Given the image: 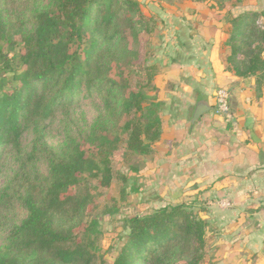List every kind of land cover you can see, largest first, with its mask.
<instances>
[{
  "label": "trees",
  "instance_id": "obj_1",
  "mask_svg": "<svg viewBox=\"0 0 264 264\" xmlns=\"http://www.w3.org/2000/svg\"><path fill=\"white\" fill-rule=\"evenodd\" d=\"M227 1L235 8L247 0ZM225 21V69L238 79L254 78L260 95L264 11L234 14L229 9ZM158 33V18L146 14L137 0H50L46 6L38 0H0V172L7 155L17 164L0 188V264H105L93 191L110 187L115 160L142 161L161 137L154 54H147L150 65L134 71L125 98L108 73L130 57L140 35L160 39ZM94 97L102 106L88 126L80 109ZM59 115L64 141L52 148L46 124ZM118 128L124 138L109 139L107 134ZM26 133L32 135L29 151L22 146ZM39 163L46 164V175ZM128 169L139 171L131 163ZM118 177L127 182L126 176ZM16 207L26 213L19 222ZM118 213L112 204L100 216ZM204 213L166 204L127 217L125 241L112 252L110 264L211 261L218 232Z\"/></svg>",
  "mask_w": 264,
  "mask_h": 264
},
{
  "label": "crops",
  "instance_id": "obj_2",
  "mask_svg": "<svg viewBox=\"0 0 264 264\" xmlns=\"http://www.w3.org/2000/svg\"><path fill=\"white\" fill-rule=\"evenodd\" d=\"M230 5L156 2L151 13L165 50L153 57L161 137L138 172L178 204L205 210L202 218L218 232L209 264H264V88L256 95L254 78L228 72L221 50L226 11H264V0ZM218 88L230 92L228 115L214 111Z\"/></svg>",
  "mask_w": 264,
  "mask_h": 264
},
{
  "label": "rangeland",
  "instance_id": "obj_3",
  "mask_svg": "<svg viewBox=\"0 0 264 264\" xmlns=\"http://www.w3.org/2000/svg\"><path fill=\"white\" fill-rule=\"evenodd\" d=\"M50 0H38L43 6L48 5ZM142 5V9L146 14H152L156 10V2L161 0H137ZM163 1V0H162ZM159 33L161 30L159 29ZM158 33V34H159ZM164 43L161 38L153 37L147 39L145 35H140L138 40L131 45V55L125 61L119 63L118 66H113L108 73L109 79L115 82L117 92L122 98H125L127 87L135 81V70L144 66L150 65L152 58H148L147 54H165ZM147 58V59H146ZM145 62V63H144ZM102 103L98 97L93 100L83 102L81 112L85 116L86 124L89 126L97 117ZM61 116L57 117L54 123L46 124V140L52 148H57L64 141V129L60 123ZM125 118L120 122L121 127L125 122ZM74 128V126H73ZM111 140H121L124 134L118 129L107 134ZM32 135L26 133L22 140V146L25 151H29ZM135 165L138 168L142 166L141 159L135 158L132 162L124 159H117L113 162L114 171L118 175L126 176L127 182L123 183L118 175H114L113 181L109 188H97L93 191L95 201L98 203V208L93 213V217H97L100 221L101 236L99 239L100 252L104 254L105 264H110L112 256L118 247L125 241V220L131 215H142L153 212L166 204L179 203V200H172L168 194H164L161 190L146 185L142 182V174L139 172L128 171L129 164ZM39 171L42 175L47 174L45 163L38 164ZM17 170V164L11 155H7L3 162L0 172V188L4 186L6 181ZM226 203L222 202L221 204ZM116 204L119 213L112 217H101V211L104 206ZM197 211V210H196ZM15 222L21 221L26 213L20 207H16L13 211ZM203 264H209L207 259Z\"/></svg>",
  "mask_w": 264,
  "mask_h": 264
},
{
  "label": "built area",
  "instance_id": "obj_4",
  "mask_svg": "<svg viewBox=\"0 0 264 264\" xmlns=\"http://www.w3.org/2000/svg\"><path fill=\"white\" fill-rule=\"evenodd\" d=\"M230 92L226 88H218L214 93V111L218 115H228L230 111ZM228 207V203L221 204Z\"/></svg>",
  "mask_w": 264,
  "mask_h": 264
}]
</instances>
